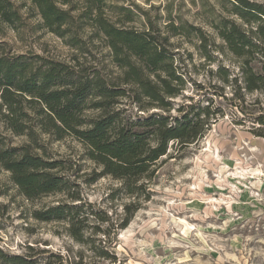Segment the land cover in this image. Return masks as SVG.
I'll return each mask as SVG.
<instances>
[{
  "label": "rangeland",
  "instance_id": "374dc122",
  "mask_svg": "<svg viewBox=\"0 0 264 264\" xmlns=\"http://www.w3.org/2000/svg\"><path fill=\"white\" fill-rule=\"evenodd\" d=\"M13 1L21 19L17 28L0 23L1 53L25 54L34 58V64L41 62L37 55L68 64L78 56L84 67L117 73L105 35L100 31L97 35L91 26L94 19L84 18L87 25L79 31L91 40V53H80L43 25L30 0ZM251 1L264 6V0ZM73 3L78 6L74 12L101 4L104 18L156 37L184 80L180 93L169 98L172 114L200 112L208 123L198 140L169 143L139 198L112 176L88 182L96 165L75 136L44 135L46 156L65 161L70 190L80 199L65 191L29 199L0 163V248L6 254H29L54 264H264V137L252 132L255 123L242 111L241 99L233 96L234 77L242 82V57L220 35L223 18L256 30L264 25V16L254 9H236L234 0ZM258 97L264 102L262 92L246 94L247 102ZM182 104L187 106L180 111ZM131 108L140 113L136 105ZM3 134L8 144L27 140L10 131ZM60 202L80 206V217H88L83 241L70 234L67 221L35 217L34 212ZM126 204L139 208L127 226L117 227Z\"/></svg>",
  "mask_w": 264,
  "mask_h": 264
},
{
  "label": "trees",
  "instance_id": "16d2710c",
  "mask_svg": "<svg viewBox=\"0 0 264 264\" xmlns=\"http://www.w3.org/2000/svg\"><path fill=\"white\" fill-rule=\"evenodd\" d=\"M30 1L43 25L80 53H91V40L80 36L79 31L87 25L84 18L94 19L91 26L97 35L98 31L105 35L104 42L118 71L113 76L92 65L84 67L78 56L68 64L37 55L41 62L34 64V58L25 54L0 52L1 165L29 199L64 191L68 197L80 199L70 190L65 161L47 157L42 144L47 134L55 139L72 135L85 145L87 157L96 165L88 182L112 176L123 182L128 194L139 198L146 192L156 163L168 152L169 143L198 140L205 131L207 118L189 110L178 116L172 114L169 98L180 93L184 80L156 37L104 18L101 4H89L83 11L74 12L78 6L73 0ZM98 1L101 0H95ZM234 2L236 9H254L261 14L259 17L264 16V6L251 0ZM20 19L19 7L13 0H0V23L17 28ZM220 35L230 50L242 57V82L239 84V77H234L233 96L241 99L242 111L255 123L252 132L264 137V102L259 97L251 102L246 100L247 93H264V25L248 30L235 20L223 18ZM132 105L140 113L134 112ZM185 106L182 104L179 110H185ZM152 108L157 110L150 111ZM89 110L94 112L89 114ZM5 131L25 135L27 140L21 145L8 144ZM80 208L60 202L34 215L42 220L67 221L70 234L83 241V226L88 217H80ZM138 208L126 204L125 215L117 227L127 226ZM0 264L54 262L29 254H6L0 248Z\"/></svg>",
  "mask_w": 264,
  "mask_h": 264
}]
</instances>
